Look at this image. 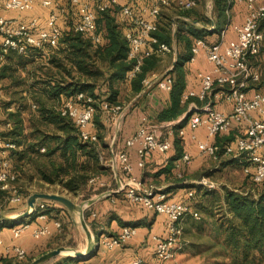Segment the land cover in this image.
Returning <instances> with one entry per match:
<instances>
[{"label":"built area","instance_id":"1","mask_svg":"<svg viewBox=\"0 0 264 264\" xmlns=\"http://www.w3.org/2000/svg\"><path fill=\"white\" fill-rule=\"evenodd\" d=\"M123 0H71L73 6L78 8L77 20L72 27L75 33L90 36L95 43H100L101 35L97 32L98 14L111 9H120L122 20L128 24L125 38L130 46V58L136 60L134 69L129 73L131 79L140 71L145 58L151 56L164 57L174 51L173 47L160 42L154 35L158 31V20L162 7H169L175 2L176 6L184 11L195 8V0H141L144 12L148 17L137 10L132 4H122ZM44 8L50 9L44 26H39V20L33 18L30 22H19L8 19L0 14V64L6 60L11 52L27 54L29 49H41L45 46L56 47L62 36L60 27V10L56 0H40ZM244 3L247 14L243 24L231 25V13L236 4ZM37 0H0V8L4 11L25 13L33 10ZM226 18L229 22L221 31V37L216 42H208L205 39H197L192 47L191 61L203 50L208 61L212 64V71L201 75V89L198 93L190 91L183 95L182 102L189 103L190 116L188 125L192 131L205 128L209 137L229 134L234 128L238 131L236 139L224 145L225 155L232 158L243 159V167L246 175H249L255 183L264 182V94L255 88L261 81L264 73L254 64V59L261 53L264 42V33L261 22L264 20V0H227ZM232 26L235 38L227 40V30ZM215 30V24L208 28ZM156 85L168 92L172 91L174 79L171 75L159 77L152 74L144 81V86L149 88ZM224 101L231 105L230 112H224L215 108V104ZM201 103V105H200ZM96 102L92 96L84 93L64 101L60 112L64 117L74 120L79 138L82 142L98 141L97 134L93 133V119L96 113ZM102 108L115 115L123 111L121 106H111L108 102L102 103ZM173 127V126H172ZM173 128L169 135H173ZM180 136H185V130H179ZM196 140L199 153L202 157L218 159L219 147L215 143ZM138 146V165L143 168L146 160L155 152L167 153L172 147L170 139L158 138L147 126L140 127L127 141L126 147ZM15 144L5 145L0 139V191L10 193L5 201L0 199V210L4 204L20 205L25 198L13 186L16 177L10 171V164L6 159L9 151L15 149ZM44 150V149H43ZM121 168L129 175L127 185H123L120 191L126 198L135 204H141L150 211L164 215L168 220V234L166 237H156L155 253L158 262L166 264L175 259L182 250L183 222L191 215L199 220L200 215L192 211L189 202L171 201L167 193L150 186L144 187L142 183L133 177V165L130 162L126 150L118 155ZM183 162H190L191 157L184 155ZM96 178L91 182H95ZM200 185L215 189L214 183L206 179L199 182ZM194 196L189 193V198ZM52 202L39 201L31 214L37 215L39 220H47L45 214ZM93 216H96L93 213ZM63 223L55 220L53 223H40L32 228L30 222L22 223L12 228L15 239H19L24 233L31 230V236L37 240L48 238L62 231ZM137 234V228L126 226L116 236L110 237L105 233L99 236V245L107 250H114L130 241ZM94 244L96 245L95 237ZM15 255L19 261L27 258V251L17 245H5L0 235V256ZM142 259H137L132 264H143Z\"/></svg>","mask_w":264,"mask_h":264},{"label":"trees","instance_id":"2","mask_svg":"<svg viewBox=\"0 0 264 264\" xmlns=\"http://www.w3.org/2000/svg\"><path fill=\"white\" fill-rule=\"evenodd\" d=\"M214 2L215 10L219 17L225 18L227 0H214ZM171 6L162 8H170ZM3 11L4 10L0 8V13ZM182 11L184 12L183 16H187L186 18H194L192 15L188 14L189 11ZM116 14L118 17H116ZM162 16L163 17H161L160 14L158 31L155 32L154 35L160 42L166 43L171 47L174 42H176L178 47L183 46L184 51H180L178 48L174 69L169 73L174 79V85L170 92L171 105L159 114L158 119L161 122L174 121L187 111V107L191 101L187 103L182 102V97L186 88L185 64L192 57V47L195 41L197 39H204L207 33L205 30L193 24L190 25L189 28L179 29L176 36H174L169 31L171 26L170 21H173V19L168 16L165 18L164 15ZM161 18H163L164 21H161ZM76 20L77 18L63 20L64 27L60 24L62 36L56 47L45 46L41 49H29L28 53L24 55L11 52L6 57V60L0 64V80L11 77V75H6L7 71L17 70V66L21 64L26 65V62L35 63L40 59H49L51 64L58 70L56 75H59L58 78L53 75V78L51 77L50 80L45 82L41 81L40 83V88L43 89V91L48 93L52 98L58 100L59 108L57 107V111H51L46 108L40 111L41 118L51 122L56 127L55 134L48 137L45 135L46 137H38L33 140L32 137L25 133L27 128L25 125V118L22 112L19 111L21 109H17L13 107V105L7 106V110L11 111L5 123L9 132L5 136H0V139H2L5 145H16L15 149L9 151L6 159L10 164L11 173L16 177L13 186L18 189L19 193L25 198V201L20 205L11 206L6 203L2 210H0L1 213L4 212V210H16L18 207H27L28 198L32 195L30 193L24 196L22 187H19V181H24L26 185H30V183L33 182L32 177H29V179L25 181L22 176L23 167H18L12 159L13 154L22 146H25L26 149L22 151V153H18V160L24 162L27 159L28 164L32 163L37 170L36 176L42 183L52 186L58 185L62 191L71 195H77L80 191L84 190L92 179L100 175L112 173L111 167L105 166L103 162V158L105 157L101 153L108 148V146L103 142L105 137V126L100 122L97 113L98 111H105L102 108L103 102H108L111 106L118 105L122 107V86L130 82L133 95H138L145 88L144 81L159 70V63L162 57L154 55L145 58L140 71L131 79L129 78V73L134 69L136 60L129 56L130 46L125 38L128 24L122 20L120 9H111L98 14L97 32L102 37L100 43H95L90 36L72 31V27ZM195 20L199 22L197 18H195ZM61 21L62 20H60V23ZM225 21L224 19V22ZM261 29L264 33V20L261 22ZM262 51H264V42ZM262 51L261 53L263 54ZM59 52L64 55L66 60L54 56ZM261 53L258 56H260ZM258 56L254 59V64L256 66H258L256 63ZM258 67L260 68V66ZM260 70L264 73L263 69L260 68ZM100 82H102L105 88L100 89L101 93H98L97 89ZM255 88L259 91H263L264 76L261 81L255 85ZM80 93L92 96L96 102V113L93 119L94 127L92 128L93 133L98 136V141L96 142H82L79 138L78 128L74 120L62 116L60 112L61 106L66 99L74 98ZM34 107L36 106L34 105ZM186 119L175 126V133H179V129L186 124ZM33 134L32 136H34ZM216 138V144L219 147L218 159L216 160L221 161L222 158H226L223 162L224 166H243V159L230 158L225 155L224 145L235 140L232 133L218 135ZM175 145L179 154H181V145L179 144L178 138H176ZM42 149L45 151L42 152ZM246 176L251 182L259 185L255 194L251 193V195L250 193L244 194L240 191L226 190L222 197L227 213L232 215L234 221L241 222L240 225L232 227V237H230L231 234L229 235L228 229H225L226 232H228L225 240L230 243L233 240L235 243L233 249L236 251L241 241L244 243L245 248L249 250L251 248H258L264 240V182L255 183L249 175ZM186 180L185 177L179 178V182L183 187H192L189 193L193 192L194 196L189 198L188 193V198L186 199L189 202V207L191 201L199 199L198 204H201L200 209H204L203 211L207 218H211L213 222H216L214 223L215 228H213V231L216 232L218 229L221 231L223 225H217V220H215L214 217L212 218L213 210L209 207L202 206V201L210 199V196L214 195L216 188L211 190L203 187L199 183L191 184L186 182ZM9 195L10 193L8 192L0 191V199L2 202H4L5 197ZM42 201L53 203V201L48 200ZM54 211V208H49L45 214L50 215ZM36 218L37 215L31 214L28 218H19L7 222L0 221V232L6 227L12 229L25 222L32 223ZM62 231L59 234H55V236H59ZM49 238L50 237L45 239L49 240ZM51 249L52 247L49 245V250ZM45 253H47V251H44L42 254ZM34 259L35 258H31L29 262H19L17 257L13 254H2L0 256V264H17V262L29 264ZM75 259L80 261L78 258ZM72 260L73 259L69 257L64 264H75L72 263Z\"/></svg>","mask_w":264,"mask_h":264},{"label":"crops","instance_id":"3","mask_svg":"<svg viewBox=\"0 0 264 264\" xmlns=\"http://www.w3.org/2000/svg\"><path fill=\"white\" fill-rule=\"evenodd\" d=\"M82 1L87 2L89 0ZM140 1L141 0H123L122 4L129 3L133 6L136 5L137 10L145 17H148V13L142 10L143 4L140 3ZM56 2L61 11V26L64 27L63 20L77 18L78 8L72 5L71 0H56ZM174 4L175 2L172 3V5ZM40 11L43 13L41 14ZM49 11L50 9L44 8L41 5L40 0H37L35 8L29 12L20 14L12 11H3L0 14L8 19L25 23L30 22L33 18H37L39 20V26H44ZM246 14L247 11L245 4H236L231 13V25L243 24ZM175 18L176 17L173 19L175 20ZM178 18L188 20V18L185 19V17ZM190 20L195 25L199 24L195 18H190ZM227 20L229 22V19ZM193 23L189 22V25H193ZM214 24L215 30L212 32L209 31L208 28ZM227 24L223 28H225ZM217 25L218 24L212 20L209 27L196 26L207 32L204 38L206 41L216 42L220 39L221 31L223 30L219 29ZM235 36L233 30L231 32H229V29L227 30V40L231 41ZM178 48L180 51H184L183 46L178 47L176 42H174V56L172 63L164 72L159 74L161 79L174 69ZM163 62L165 64V61H160L159 69L166 66L163 65ZM212 68L213 66L208 61L203 50L200 51L194 61H187L185 64L186 88L184 94L190 91L198 93L201 89V75L211 72ZM127 98L129 101L127 105L123 107V111H121L119 115L103 110L101 111L102 115L100 122L105 126L104 133H107L105 143L108 146V148H106L101 154H107L110 157V160L108 162L105 161L104 165L111 167L112 173L100 175L96 178L95 182H90L85 187L88 191V195L83 204L85 205L84 212L86 221L94 234L97 243L95 246H99V250L95 251L90 257L84 260L77 261L75 257H71L73 259L72 263L75 264H132L137 259H142L144 262L143 264H156L158 262L155 253L156 237L167 236L168 220L166 216L150 211L141 204L132 203L126 198L125 193L120 191L122 186L127 185L130 179L129 175H126L121 168L118 157L121 151L126 150L129 154L130 162L133 165V177H136L146 188L154 186L166 192L171 201L186 200L189 191L192 190V187H183L179 182V178L185 177L187 179L186 182L193 184L198 183V180L201 179L200 177H205L209 173L227 170L226 166L223 164L225 159H222L221 161H213L212 159L204 158L200 155L197 142L193 139V136H196L197 140L208 141L215 144L217 138L209 137L207 130L203 127L196 131H192L188 125V117L191 115V112H189L190 105H188L187 111L178 119L161 122L158 119L159 114L171 105L170 92L153 85L149 88L145 87L140 94L133 95L131 84L130 82H127L122 86L121 90V99H123V103L126 102L125 99ZM215 108L224 112L231 111V105L224 101L217 102ZM1 110L0 102V115ZM184 119H186V124L180 129L185 130V136H180L179 133H175L174 128ZM112 124L114 126V131L112 132V138L109 141L111 134L110 126ZM142 126L150 128L158 138H168L172 142V147L169 152L153 153L146 160L143 168L138 165V146L126 147V141ZM172 128L174 134L169 135ZM231 133L235 139L239 134L235 128L229 134ZM176 138H178L179 144L181 145V154H179L175 145ZM184 155H189L191 161L188 163L183 162L182 157H184ZM36 192L37 191H33L31 194ZM49 204L51 208L55 209V211L48 215L47 220H39L36 218L31 223L32 228H35L40 223H53L55 220L63 221V216L67 210L66 207L58 202ZM93 213H95L96 216H93ZM70 219L71 221H68L71 224L76 223L71 213ZM65 221L66 220L64 219V222ZM126 226L137 228L136 236L130 241L114 250H107L99 245V236L102 233L113 237L118 235ZM185 230L186 225L184 224V233L186 232ZM0 235L3 238L5 245L20 246L33 255H40L44 251H47L46 249H49V245L52 247L57 243L56 238L58 237V235L55 236L54 234L49 240L43 239L42 241H37L31 237V230H29L21 238L14 239L11 228L7 227L1 230ZM85 240L86 243L82 245V247H84H78V249H80L79 251L86 250L88 246L87 235ZM190 243L194 245V243L188 239H182V250L176 255L175 259L168 261L166 264H189L188 262L192 261V259L187 261L186 258L187 256L193 258V255H188L186 246ZM67 258L63 262L48 264H64ZM184 260L186 262H183Z\"/></svg>","mask_w":264,"mask_h":264},{"label":"rangeland","instance_id":"4","mask_svg":"<svg viewBox=\"0 0 264 264\" xmlns=\"http://www.w3.org/2000/svg\"><path fill=\"white\" fill-rule=\"evenodd\" d=\"M195 1V8L190 10L188 14L192 15L194 18H197L199 20V24L196 25L200 27H209L210 23L213 20L216 22V24H218L217 26L219 29H223V27L227 24V18L219 17L217 11L215 10L214 0ZM40 12L41 14L43 13L42 11ZM183 13L184 12L180 10L176 6V4L172 5L170 8H162L161 17H163L162 15H164V18L166 16L171 19L176 17L175 20L173 19V21H170L171 26L169 30L170 33L174 36H176V33L179 29L189 28V22L193 23L190 18H188V20L179 19L178 17H185L186 19L187 16H183ZM116 17H118L117 14ZM224 19L226 20L225 22ZM161 21H164V19L161 18ZM231 31L232 26L229 28V32ZM262 52L263 54L261 53V55L258 56V58L256 59V63L258 66H260L261 69L264 70V51ZM173 54L174 52L160 59V61H165V64L163 62V65L166 66L160 68L156 72L157 75L164 72L165 69L171 65L174 56ZM54 56L66 60V58H64V55H62V53L60 52ZM16 69L17 70H9L6 72V75H11V77H8L7 79L5 78L4 80H0V102L2 104V110L0 115V136H5L9 132L5 124L11 112L7 110V106L9 105H13V107L21 109L19 111L22 112V115L25 118V125L27 128L25 133L26 135L32 137L33 140L38 137H46L45 135H47L48 137L52 134H55L56 127L51 122L43 120L40 116V111L44 108L49 109L51 111H57V109L59 108L58 100L52 98L48 93L43 91V89L40 88V83L41 81L45 82L50 80L51 77L53 78V75L57 76L58 78L59 75H56L58 71L57 68L53 64H51V61L49 59H40L35 63L26 62V65L21 64L17 66ZM98 86L99 87L97 89V92L101 93L100 89H104L105 87L102 85V82H100ZM261 92L264 94V89L263 91L261 90ZM125 100L126 102L123 103V99H121L122 107L126 106L129 101L128 98ZM34 105L36 107H34ZM101 115L102 112L98 111L99 120L101 118ZM110 130L111 134L109 141L111 140L113 134L112 132L114 131L113 124L110 126ZM32 134L34 136H32ZM106 134L107 133L105 132L103 142H106ZM25 149V146L19 148L13 154L12 158L14 163H16L18 167H23L22 176L24 177L23 179L25 181H27L29 177H32L33 182H31L30 185H26L24 181H19V187H22V193L24 196L30 194L33 191H37L36 193L60 194L68 197L80 206L84 204L88 195V191L86 189L80 191L77 195H71L62 191V189L58 185L52 186L42 183L36 176L37 170L32 163L28 164L27 159L24 162H20L18 160V153H22V151H25ZM44 151L45 150L42 149V152ZM103 156L105 157L103 158V162H108L110 160V157L107 154ZM208 159L212 158L208 157ZM222 159L226 160V158ZM212 160L215 161V159ZM226 169V171L220 170L219 172L215 171L209 173L207 177H201V179L198 180V183L201 182L203 179H206L207 182L215 184L216 190L214 191V195H209L210 199H205L204 201H202V206L209 207L213 210L212 218L214 217L215 220H217V225L220 226L222 224L223 228L221 231L218 229L216 232H214L213 228H215L214 223L216 222H213L211 218H207L205 212L203 211L204 209H200L201 204H198L199 199L191 201L190 207L192 211H197L200 214L201 218L199 220H196L191 215H189L184 222V224L186 225V232L184 233L185 235L182 237V239H188L189 241L194 243V245L190 243L186 246V251L188 252V255H193V258H189L187 256L186 259L187 261H190V259H192V261L188 262L189 264H264V240L258 248H251L249 250L245 248L244 243L241 241L237 251L233 249V245L235 244L233 240L231 243L225 240V237L228 234L225 229H228L230 235L232 227L241 224V222L239 221H234L232 215L227 213L225 203L222 198L225 191L232 190L240 191L244 194H255L257 191V187L259 186L257 184H254L247 178L243 166L228 165L226 166ZM26 208V206L18 207V209L16 210H4V212L2 213L8 217H16L18 215L23 214L26 211ZM63 218L66 220L64 222L63 219L62 221L63 231L56 238L57 243L52 246V249H46L47 252L55 250L59 247H67L70 249L80 250L78 249V247L81 246V248H83L84 246L82 247V245L86 243V232L80 224L79 215H75L77 223L72 224L68 221H71L70 213L68 210H66V213ZM230 237H232V234L230 235ZM40 240L42 241L43 239ZM41 255L43 254L41 253L40 255H33L32 253H28V257L23 260V262H29L31 258L37 259ZM73 256L74 255L70 254H62L57 258L47 262V264L63 262L67 257ZM19 262H17V264H22ZM183 262L186 261L184 260Z\"/></svg>","mask_w":264,"mask_h":264},{"label":"water","instance_id":"5","mask_svg":"<svg viewBox=\"0 0 264 264\" xmlns=\"http://www.w3.org/2000/svg\"><path fill=\"white\" fill-rule=\"evenodd\" d=\"M39 200H48V201L61 203L73 215V219L76 223L77 221L75 219V215L78 214L80 224L83 227L87 235L88 246L85 251H79V250L70 249L67 247H59L55 250H52L50 252H47L41 255L39 258L33 260L29 264H45L62 254L74 255L73 257L78 258L80 260H84L90 257L95 251L99 250V246L96 247L94 244V234L92 233V230L90 229V226L88 225L86 218L84 216L85 205L80 206L76 204L74 201H72L71 199H69L68 197L60 195V194L34 193L28 198L27 208L23 214L18 215L16 217H8L0 212V221L7 222V221H13L19 218H28L31 215L36 203Z\"/></svg>","mask_w":264,"mask_h":264}]
</instances>
